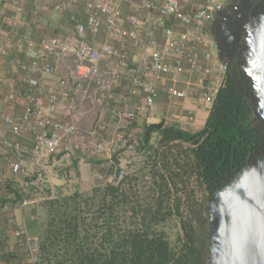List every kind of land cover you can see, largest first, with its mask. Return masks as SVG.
Returning <instances> with one entry per match:
<instances>
[{
  "label": "trees",
  "instance_id": "1",
  "mask_svg": "<svg viewBox=\"0 0 264 264\" xmlns=\"http://www.w3.org/2000/svg\"><path fill=\"white\" fill-rule=\"evenodd\" d=\"M0 23L6 30L2 17ZM252 60L231 62L196 131L164 121L144 125L137 137L143 161L118 183L33 205L25 228L39 241L40 264H207L214 193L264 159ZM8 194L0 206L26 196L13 188Z\"/></svg>",
  "mask_w": 264,
  "mask_h": 264
},
{
  "label": "built area",
  "instance_id": "2",
  "mask_svg": "<svg viewBox=\"0 0 264 264\" xmlns=\"http://www.w3.org/2000/svg\"><path fill=\"white\" fill-rule=\"evenodd\" d=\"M14 1L0 0V13L4 5ZM200 1L202 4L199 7L186 8L181 0H83L81 12L84 20L75 22L72 34L38 40L29 36L20 38L18 51L30 58L16 64L11 60L8 64L26 86L19 94L23 104L21 111H17L18 97L9 94L1 97L7 110L0 112V135L10 134L15 138L22 134L28 135L33 141L30 155L40 165V172L45 174V159L60 152L68 137L78 134L79 127L84 124L91 126L96 116V105H92L93 112H85L76 118L71 115L72 120L69 122L54 119L59 110L60 97L67 96L70 83L95 86L101 93L99 105L108 103L114 87L120 88L125 83L129 90L140 93L147 109H152L157 100V88L140 75L141 70L168 81L170 86L166 97L169 101H183L189 97V93L178 88L177 84L185 69L191 79L193 97L201 106L211 108L223 88L230 64L227 56L214 61L217 57L214 54L212 25L228 23L239 12V1L251 0ZM132 2H135L136 7L127 17L128 27L123 28L120 25L122 7ZM52 9L60 12L62 6L56 4ZM24 14L22 6L16 5L13 15L5 20L8 34L18 35L17 17ZM27 19L30 27L38 23L34 14ZM88 35H103L99 47L94 48L88 43ZM127 43L141 48L137 67H129L127 63L124 52ZM12 48L8 40L0 38V56L6 57ZM102 62L114 68L103 70ZM120 69L124 72H119ZM56 71L60 74L56 86L44 89L45 80ZM4 77L5 74L0 71V82ZM136 110L132 107L131 99L124 97L121 106L111 112L122 121L133 122ZM187 115L192 118L191 112ZM132 138L133 132L118 134L110 139V144L123 143L125 147L135 150L137 146ZM80 140L82 145L90 144H86L82 138ZM22 148L19 141L4 139L0 142V156L4 149L15 155L21 153ZM1 170L0 163V175ZM9 171L24 185H28L31 178L29 168L16 160H10ZM123 175L124 172L120 171L112 182L118 183ZM2 185L0 177V193ZM42 188V184H39L34 192L25 194L16 205L0 206L4 227L16 241L15 252L24 255L20 261L17 260L20 257H7L13 256L14 252L0 245V264H40L39 241L18 223L16 210L22 211L53 198L40 197L39 190Z\"/></svg>",
  "mask_w": 264,
  "mask_h": 264
},
{
  "label": "crops",
  "instance_id": "3",
  "mask_svg": "<svg viewBox=\"0 0 264 264\" xmlns=\"http://www.w3.org/2000/svg\"><path fill=\"white\" fill-rule=\"evenodd\" d=\"M181 2L183 7L186 8H197L202 4L200 0H181ZM82 3L83 0H15L13 3L4 5L0 13V16L3 18V20H6L13 15L16 5L22 6L25 14L23 16L17 17L18 35H10L7 33V30H0V38L8 40V42H10L13 46L11 52L6 57L0 56V71L5 74V77L0 82V112L7 110L1 101V97L5 94L18 97V107L16 110L21 111L22 108L23 102L19 98V94L25 90L26 86L21 79L15 76L16 74H14L15 72L13 71V67H10L8 64V62L11 60H13L14 64H16L26 62L30 58L29 56L18 51V43L20 38L29 36L34 40H38L40 38L51 37L53 35H49V33L57 31L59 29V23L61 21L64 22L65 20H68L69 16L71 21H83L84 17L81 12ZM56 4L61 5L62 10L57 12L60 15H58L56 19L54 31L53 29H50L51 24H48V26L47 24H42V17L50 13V8L53 12H55L52 7ZM135 7V2L123 5L122 19L120 21L121 27H128L127 17L134 11ZM76 13H78L80 16L79 20L75 19L74 17ZM32 14L36 15L38 19V23L35 27H30L28 24L27 18ZM47 20L52 21V17L48 18ZM43 32H45L47 35ZM72 32L69 34H72ZM69 34H66V36ZM95 38H100V42L98 44L95 43ZM87 40L89 44H91L94 48H97L103 40V35L97 37L88 35ZM124 52L129 67H137L139 65L141 48L134 46L131 43H127ZM214 54L217 57L216 44L214 45ZM217 59L218 57L215 58L214 61ZM101 67L103 70H110L114 68L113 66H106L104 62L101 63ZM119 72H124V70L120 69ZM140 75L146 79L152 76V74L146 70H141ZM59 78L60 74L57 71L54 72L45 80L43 85L44 89L51 86H56ZM155 79V86L162 89V119L164 120V123L175 124L178 127L189 131L187 126H191V124H189L191 121H189L190 118L187 115L188 112H191V119L198 117L199 114H205V119L210 108L201 106L193 97V87L190 81L191 79L189 78L185 69L183 70L179 79V83L177 84L178 88L184 89L189 93V97L183 101H169L166 97L167 89L170 86L168 81L165 78ZM100 97L101 93L96 89L95 86L91 84H78L76 82H71L67 88V96L62 95L60 97L59 110L54 115V119H60L69 122L72 120L71 115L72 112L75 111L76 107L78 108L77 112L85 107L80 106L79 102L86 99L92 107V105H96V102H98L99 105ZM124 97L130 98L132 107L137 109L135 120L133 122L124 121L125 124H122V120L116 118L112 114L115 121L111 127V133L109 132V136L111 137L110 139H113V137L118 135L120 129H125V134L123 135L133 132L134 137H136V135L138 137L143 126L148 125L149 121L148 117H146V107L143 103L140 93L129 90L125 83L121 84L120 88L117 86L114 87L109 101L117 102V105L114 107L112 106V109H118L121 106ZM158 97L159 96L157 95V99H160V97ZM75 102H77V105ZM90 105L88 107H90ZM106 108H108V104L106 105ZM100 124L102 127L106 126L104 121ZM4 139L9 141L17 140L23 145V148L21 153H17L15 155H11L10 151L4 149L0 156V163L2 167L0 177L3 181L2 190L0 193L1 199L10 198L8 194V188L18 189L23 193L28 194L34 192L39 184H42L43 186V188L39 190L40 197H56L61 195H69L74 192H89L94 186L97 185L100 179L105 178L106 180H110L112 177H114L116 172L115 165L121 161V156L119 155L120 147L118 142L110 144V140H102L100 144H96L95 146H93L91 143L88 145H82L80 137H78L77 134H74L68 137L60 152L45 159L46 171L45 174H43L40 172V165L30 155V150L33 147V141L28 135L22 134L17 138L10 134L0 135L1 143ZM10 160H16L20 162L22 166L30 169L31 178L29 179L28 185H24L21 180L10 173ZM12 181L17 183L14 184L16 188L10 184ZM23 212V210H16V219L19 224L22 221ZM1 219L2 215L0 214V245L5 247V244L7 245L9 242L11 244H15L16 241L11 236L9 238L10 241L4 240V223H1Z\"/></svg>",
  "mask_w": 264,
  "mask_h": 264
},
{
  "label": "water",
  "instance_id": "4",
  "mask_svg": "<svg viewBox=\"0 0 264 264\" xmlns=\"http://www.w3.org/2000/svg\"><path fill=\"white\" fill-rule=\"evenodd\" d=\"M248 5V1H239L238 13H245ZM242 19L239 25L243 24ZM214 42L221 60L226 55L219 41L214 39ZM249 44L252 64L258 73L255 78L258 117L264 127V16L251 32ZM207 264H264V159L245 167L234 184L214 193Z\"/></svg>",
  "mask_w": 264,
  "mask_h": 264
},
{
  "label": "rangeland",
  "instance_id": "5",
  "mask_svg": "<svg viewBox=\"0 0 264 264\" xmlns=\"http://www.w3.org/2000/svg\"><path fill=\"white\" fill-rule=\"evenodd\" d=\"M77 9H78V7H77ZM58 15H60V14H58L56 11L53 12L51 10V8H50V13H48V15L42 17V19H43L42 24L43 25L47 24V26H48V24H51V28L50 29L54 30V26L56 25V19H57ZM50 17H52V21L47 20ZM74 17L77 20L80 19V16H79L78 13H76ZM74 24H75V22L71 21V18L69 16L68 20H65L64 22L61 21L59 23V29L58 30L56 29L57 31L54 30L55 32H53V33L50 32L49 35L64 36L66 34H69L70 32H72V30H73L72 28H73ZM3 30L5 31V29H3ZM43 33L46 34L45 32H43ZM94 41H95L96 44H98L100 42V38H95ZM148 80L151 81L152 83L156 82L155 77H152V76L148 77ZM157 90H158V96L160 97V99H157L156 104H155V106L152 109H147V108L145 109L146 117H148V121H149L148 124L157 123L159 121H164L162 119V98H161L162 89L158 87ZM87 103L88 102H87L86 99L81 101V102H79L80 106H85V107H83L78 112H77L78 108L76 107L75 111L72 112V116L73 117L75 116V118H76V116L78 117V116L84 114L85 112H93L91 110V105L89 103L88 104ZM75 104L77 105V102H75ZM107 104H108V108H106ZM89 105H90V107H88ZM115 105H117V102H112V101H109L108 103L106 102L104 104L101 103V105L96 104V108L98 110L96 109V111H94L96 116L94 117L93 124L91 126H89L87 124H84L81 127H79L78 131H77L78 132L77 136L82 138L83 140H85L86 144L93 143V144L96 145V144H100V142L102 140L109 141L110 138H111L109 136L110 133H111V127L113 126V122L115 121L114 118H113L111 110H112V108ZM204 116H205V114L204 115L203 114H199L198 117H194L191 120L189 119V121H191V123H189V124H191V126H187V128L189 129L190 132L196 131L197 129L200 128V126L202 124V121L204 119ZM186 119H187V117H186ZM103 121H104V124L106 125V126H103L104 128L100 124ZM105 121L107 123H109V124H107ZM122 124H125L124 121H122ZM124 131H125V129H120L119 134H125ZM132 139L135 141L134 145L136 147L138 145L137 135H136V137H134ZM153 139H154L153 141L155 143L156 142V136H154ZM119 147H120L119 155L121 156V159H120L121 161H120V165H119L120 170L123 171L124 173L133 172L142 163L143 156L140 153H138L137 149H135V150L134 149H129V148L125 147L123 145V143H120ZM112 179H113V177L110 180H106L105 178L100 179L98 181L97 185L98 184L110 183V182H112ZM10 184L14 188H16V186H14V184H17V183H14L12 181V182H10ZM85 193H87V192H85ZM34 209L35 208L32 205V206L27 207L25 210H23L24 211L23 212V218H22V221H21L20 224L23 225L24 228H25V225L27 224L28 220L32 219V212H33ZM3 222H4L3 219H1V223H3ZM4 236H5L4 240L10 241L9 240L10 235L7 233V229L5 227H4ZM5 247L7 249L12 250V252H14L13 256H7V257H20V258H17L18 261H20L21 257H24V255L22 253L15 252L16 251L15 250V244H11L9 242L7 245L5 244Z\"/></svg>",
  "mask_w": 264,
  "mask_h": 264
},
{
  "label": "flooded vegetation",
  "instance_id": "6",
  "mask_svg": "<svg viewBox=\"0 0 264 264\" xmlns=\"http://www.w3.org/2000/svg\"><path fill=\"white\" fill-rule=\"evenodd\" d=\"M245 10V13H237L228 23H215L213 29V39L219 41L222 52L229 58V66L240 56L253 59L249 39L254 27L264 16V0H251ZM241 17L243 24L239 25ZM246 71L248 76L251 75L249 69Z\"/></svg>",
  "mask_w": 264,
  "mask_h": 264
}]
</instances>
